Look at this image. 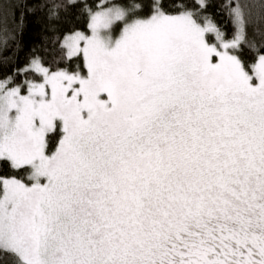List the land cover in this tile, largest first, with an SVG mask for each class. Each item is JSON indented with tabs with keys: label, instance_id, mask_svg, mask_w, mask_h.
Wrapping results in <instances>:
<instances>
[{
	"label": "snow or ice",
	"instance_id": "6c2138e0",
	"mask_svg": "<svg viewBox=\"0 0 264 264\" xmlns=\"http://www.w3.org/2000/svg\"><path fill=\"white\" fill-rule=\"evenodd\" d=\"M0 264H264V0H0Z\"/></svg>",
	"mask_w": 264,
	"mask_h": 264
},
{
	"label": "trees",
	"instance_id": "16d2710c",
	"mask_svg": "<svg viewBox=\"0 0 264 264\" xmlns=\"http://www.w3.org/2000/svg\"><path fill=\"white\" fill-rule=\"evenodd\" d=\"M215 11V9H213ZM217 22L221 25H224L229 34L232 32V25L228 20L227 16L223 13H220L216 16ZM79 28L85 29V24L82 22L77 25ZM42 30L41 24L36 20V17H29L28 24L26 29L24 30L22 36V44L23 48L19 51L16 56V65L22 66L26 63L27 58L30 54V50L36 46L40 55H45V53L41 50L40 45L42 44ZM14 47L10 48L7 55H13ZM11 65L8 68L3 69V71H11Z\"/></svg>",
	"mask_w": 264,
	"mask_h": 264
}]
</instances>
